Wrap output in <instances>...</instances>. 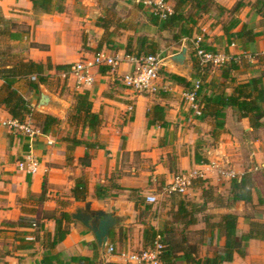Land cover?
<instances>
[{
  "label": "crops",
  "instance_id": "obj_1",
  "mask_svg": "<svg viewBox=\"0 0 264 264\" xmlns=\"http://www.w3.org/2000/svg\"><path fill=\"white\" fill-rule=\"evenodd\" d=\"M213 1L219 11L207 15V20L199 25L202 33L198 35L217 52L232 56L247 54L253 68L240 70L238 74L233 72L235 82L224 78L222 73L217 75L218 79L207 75L200 95L203 108L206 104L209 106L205 117L195 115L187 98L189 91L168 77L160 76L155 93H139L127 88L123 76L134 68L127 58L104 74L98 68L93 69L94 81L89 86L78 87L74 76L59 74H68L65 82L72 92L89 91L93 112L100 114L103 120L98 138L102 148L92 150L91 159L84 162L87 148L79 146L69 164L68 144L51 132L31 142L4 126L3 123L13 117L0 102V264H45L44 257L50 251L47 240L50 234L53 239L56 230L54 219L82 205L72 197V189L82 177L88 180L86 201H91L93 208L114 213L125 221L110 237L108 246H113L115 253L110 255L106 249L103 257L94 234L74 220L70 234L51 250L63 264H136L124 254L146 249V229L154 227L158 232L164 231L179 211L187 218L193 214V205L188 204H204V194L209 188L216 191L217 196H229L233 178L240 181L245 175L253 176L254 180L264 176V127L254 131L249 118H242L236 109L227 108L225 126L219 138H214L215 120L211 114L215 110L208 103L217 95H231L237 84L248 83L262 74L259 70H264V63L260 62L264 60V36L243 42L234 36L242 30L264 33V0ZM64 8L63 13L46 14L34 11L31 0H0V18L25 31L17 41L8 38L4 41L16 48L20 58L37 63L74 65L91 58L93 54L82 49V14L76 11L73 0H68ZM228 14L232 16L226 23L224 18ZM189 55L192 65V55ZM169 72L194 81L190 73ZM155 107L159 111L156 112ZM30 149L41 164L35 175L26 174L17 166ZM196 155L208 162L198 164ZM190 171H197L202 182L194 181L187 193L188 199L179 196L165 200L164 204L161 195L155 196L176 175ZM98 187L102 188L101 198L96 196ZM131 189L140 191L145 202L137 204ZM58 195H69L66 199L74 204L60 205ZM149 196H155L157 202H147ZM182 202L187 205H181ZM199 213L201 217L195 216L194 224L189 225L203 231L212 227L210 232L204 233L208 246H204L200 257L213 258L224 252L226 244L225 236L219 231L223 216L237 217L238 238L251 231L252 223L264 224V188L256 185L251 203L225 206L208 202L201 205ZM203 216L206 217L203 219ZM212 216L216 217L214 221ZM27 237L34 240L28 241ZM243 249V255L236 252L232 262L223 264H264V240L252 239L243 244ZM192 256L196 258L195 253ZM78 258L89 261H73ZM173 264L189 263L178 260Z\"/></svg>",
  "mask_w": 264,
  "mask_h": 264
},
{
  "label": "trees",
  "instance_id": "obj_2",
  "mask_svg": "<svg viewBox=\"0 0 264 264\" xmlns=\"http://www.w3.org/2000/svg\"><path fill=\"white\" fill-rule=\"evenodd\" d=\"M33 3V10L39 13L52 14L54 11L58 13L64 12L65 0H31ZM216 6L213 0H179L178 5L174 8L172 15H169L166 19H161L159 15L153 14L151 16V22L155 26H159L162 31L173 29L177 26L180 29V34L175 35L177 41L182 39L186 40L189 45L193 48L191 40L198 34L200 30L198 27V20L204 14L211 12V9ZM194 11V13L188 14L187 8ZM239 9V6L235 10ZM199 32V33H198ZM25 31L18 28V26L4 18H0V102L4 104L13 117L18 121L24 122L26 118L33 113L31 103L24 97L16 85L23 79H28V84L32 92L38 94L41 85L48 84V78L52 71L57 74L69 73L72 65H57L54 66L50 61L47 64L37 63L32 60H26L20 58L17 54V59L12 56L16 50L11 44H7L4 39L8 38L11 41H17L24 35ZM258 36H264V33L253 34L251 31L242 30L235 34V39L243 41H249L250 39H256ZM38 46V45H34ZM156 43H152L148 38L143 37L138 39V47L134 51L126 49V55L134 58L148 57L151 55H157L158 48ZM203 49L208 52L217 53V51L205 43H203ZM128 49V50H127ZM131 49V47H130ZM226 53V52H225ZM193 54V67L195 68L194 81L189 80L178 74L170 73L167 71H160L161 76L168 77L171 81L183 86L186 91L191 92L195 88L196 81L201 82V87L197 92L198 98L205 88V80L207 72L210 66L202 67L198 61L196 54ZM228 54V53H226ZM16 56V55H15ZM244 55L240 56L238 61H232L229 68L222 72V76L227 79H231L235 82L232 77L233 72H238L244 68L243 63L246 61ZM110 67H102L101 73L110 71ZM35 77V80L32 78ZM209 104L214 106L213 113L211 114L214 118V129L212 134L214 137L221 132L225 126V110L227 108H234L238 111L242 118H249L251 127L254 131H257L264 127V73L260 76L253 78L248 83L237 84L231 95H217L208 100ZM209 106L203 108L202 116L209 114ZM156 112L159 111L158 107H155ZM46 122L44 124L42 133L47 134L51 130V126L54 123H58L59 120L50 115L46 116ZM70 121L76 126H82L83 129H89L95 135L98 134L99 129L102 127L103 120L100 114L93 112V103L90 99L89 91L75 94V103L70 116ZM152 123H150L151 125ZM68 161L72 162L73 152L79 147L83 146L87 148V153L83 161H89L91 159V151L102 148L98 143L85 141L81 139L70 138L68 139ZM196 162L198 164H206L208 161L203 159L200 155H196ZM256 184L254 177L245 175L239 181L238 178L232 180L230 197L227 199L226 204H222L223 197L218 196L217 199H213V190L206 191L204 194V204L192 203V212H200L201 205H206L208 202L215 201L217 205L230 206L238 202L251 203L252 192L255 189ZM45 189V183H44ZM136 199V203L145 202V199L140 195V191L131 189ZM96 196L102 197V188L98 187L96 190ZM72 197L77 202H86L88 197V180L86 177H82L76 181L74 188L72 189ZM220 202V203H219ZM181 205H187L184 202ZM183 212L179 211L174 216L175 219H184ZM56 222V230L53 239L51 234L47 240V248L50 250L44 257L45 264H63L57 255L51 253L56 245L63 242L66 237L70 234V224L74 222L71 215L67 212H62L59 218L54 219ZM194 220L189 221L187 224H194ZM169 226V224H168ZM237 230V217L234 215H225L222 217V221L219 224V231L226 238V244L224 252L218 254L213 258L196 259L193 258L192 252H185L179 245L168 244L167 249H164L163 261L166 264H173L178 260H184L189 264H223L226 262H232L234 254L237 252L241 255L244 254L243 244H247L252 239L264 240V224L252 223L251 231L238 238L236 236ZM171 233L170 229H165L162 232L156 231L154 227H149L145 231V247H150L154 244L157 235L166 236ZM163 243L165 240L163 239ZM166 244V243H165ZM98 248V246L96 245ZM89 261L87 258L73 259V261Z\"/></svg>",
  "mask_w": 264,
  "mask_h": 264
},
{
  "label": "rangeland",
  "instance_id": "obj_3",
  "mask_svg": "<svg viewBox=\"0 0 264 264\" xmlns=\"http://www.w3.org/2000/svg\"><path fill=\"white\" fill-rule=\"evenodd\" d=\"M67 1L68 0H65L64 4H66ZM158 1H163L162 4L165 3L167 7L169 6L173 10L179 2V0H73L76 11L82 14V20L80 21L82 49L91 55L104 52L106 54H120L121 56H126L127 52L125 48L128 47L129 50L134 51L135 48L138 47V39L146 37L150 42L156 43L158 45V53L161 55L162 61H166L169 57L181 53L185 44L190 47L188 53L192 55L193 59V54L191 53V46L189 43L184 39L177 41L174 38L175 35L180 34V29L178 28L179 26L170 30L162 31L159 26H155L151 22L152 11L154 9H165L162 8V6H156V2ZM145 2H148L149 4H145ZM163 7L165 6L163 5ZM216 10L218 13L219 10L217 5L211 9L210 13L213 14ZM186 11L188 14L194 13V11L190 10L189 7ZM208 14H204L200 18H197L199 30H201L199 25L208 17ZM225 16H227L224 18L227 23L230 21L232 15L228 14ZM200 33H202V31H200ZM12 56L14 59H17V52L14 51ZM125 58L126 57H124V59ZM257 58L260 59V57H255V59ZM260 62L264 63V60H260ZM190 63L191 62H189L188 58L185 67L186 71H181V74L187 75L190 73L195 75V68L193 67V64L191 65ZM243 65L244 68L241 69V71L250 70V68H253L250 58L246 59ZM229 66L230 64L221 68H209L207 75L214 76L216 79H218L217 75H220L225 69L229 68ZM161 71L169 72L175 70L171 69V67L164 66L162 67ZM261 73H264L262 68L259 70V74ZM235 74H238V72ZM67 78H69L67 74L66 76H59L57 73H50L48 84L41 85V87H45L46 93H50L55 97L54 99L56 100V104L54 107L44 105L43 107L38 108L41 92L39 91L38 94L32 92L28 84V79L25 78L16 85V88L24 97H26L33 108L32 115L28 116L25 121H28L35 128L42 132L46 122L45 117L50 115L59 120L58 123H54L51 126V134L55 135L63 142H66L68 146V139L75 137L77 139L99 143L98 138L101 128L99 129L98 134L95 135L89 129H83L82 126H76L70 121L76 93L72 92L70 88L67 87V83L65 82ZM32 80L34 79L32 78ZM220 133L217 135V139L219 138ZM68 163L72 164L69 161ZM254 181L256 185L259 184L264 188V176H257ZM196 182L199 183L202 181L201 179H198ZM210 189L211 188H209V191H211ZM212 192L214 194V200L217 199L218 196H222L215 195L216 191L214 190ZM156 194L161 195L160 199L164 204L170 198L176 199L179 196H186L185 199H188L189 195H180L176 193L170 194L167 190V186L160 188L159 191L155 193V196H157ZM222 197V204H226L230 195H225ZM66 198H70V196L62 195L58 197L59 200L57 198L56 199L60 205L70 206L74 204L73 201H70ZM214 200L211 202H213L214 205H217ZM185 203L187 202L185 201ZM191 204L192 203H189L188 205ZM198 214L200 213L193 212V214H191L192 216L189 215L187 218L179 220L173 217L172 220L168 222L169 226L167 225L165 229H170L171 233H168L165 237L162 236V239H164L166 243H163L165 245V249H167L168 244L172 243L182 247L185 252L195 253L196 259H201L200 256L204 253V246H208V241L206 242L204 233L210 232L212 227H208L207 231L191 228L187 222L194 220L195 216ZM198 217L201 216L198 215ZM205 217L206 216H203V219ZM215 218L216 217L212 216V221H214ZM209 247L211 248L210 245Z\"/></svg>",
  "mask_w": 264,
  "mask_h": 264
},
{
  "label": "built area",
  "instance_id": "obj_4",
  "mask_svg": "<svg viewBox=\"0 0 264 264\" xmlns=\"http://www.w3.org/2000/svg\"><path fill=\"white\" fill-rule=\"evenodd\" d=\"M163 1L156 2V6H162L163 10L154 9L153 14L159 15L161 19H166L169 15H172L174 10L169 6L162 4ZM145 4H149L145 2ZM163 5L165 7H163ZM192 50L195 52L198 61L202 67L210 66L211 68H221L232 61H238L240 56H232L225 52H208L203 49L204 37L202 35H196L192 40ZM246 58H250L247 54H242ZM124 57L134 64V68L131 72L123 76L124 85L139 93H155L158 91L156 83L160 79V71L163 67L162 58L160 54L151 55L148 57L134 58L131 56H121L120 54H106L104 52L94 54L91 58L83 59L74 65H72L71 71L68 73L76 78L78 87L89 86L93 83V69H101L102 67H110L112 70L117 68L123 61ZM67 74V75H68ZM66 76V74H65ZM35 80L36 78L33 77ZM201 87V82L196 81L195 88L187 93V98L191 102V108L193 109L197 117L202 116L203 105L200 98H198L197 92ZM12 133L27 137L31 142L36 140L43 133L35 128L28 121H18L16 119H10L3 123ZM49 144H53L49 142ZM18 169L26 174L35 175L39 173L41 164L33 154L32 150L26 155V157L18 163ZM201 176L197 171H190L176 175L172 182L167 186V190L170 194H187L190 188H192L194 181L200 179ZM235 179V178H233ZM147 202L156 203L157 198L155 196H149ZM28 241L34 240L33 237H27ZM162 236L157 235L154 244L140 252L131 254H124V257L130 262L136 264H166L163 261V253L165 245L162 242ZM108 254L115 253L113 246L107 247ZM100 264H108L102 262Z\"/></svg>",
  "mask_w": 264,
  "mask_h": 264
},
{
  "label": "water",
  "instance_id": "obj_5",
  "mask_svg": "<svg viewBox=\"0 0 264 264\" xmlns=\"http://www.w3.org/2000/svg\"><path fill=\"white\" fill-rule=\"evenodd\" d=\"M188 52L189 47L185 44L181 53L169 57L166 61H162V65L171 67V69L181 74V71H186L187 60L191 58ZM40 92L38 108L44 105L54 107L56 100L50 93H46L45 87L40 86ZM70 215L73 220L78 221L94 234L103 257L106 255V249L109 245L112 232L120 228L125 221L123 217L117 216L114 213L93 208L91 201L82 202V205L74 207Z\"/></svg>",
  "mask_w": 264,
  "mask_h": 264
}]
</instances>
